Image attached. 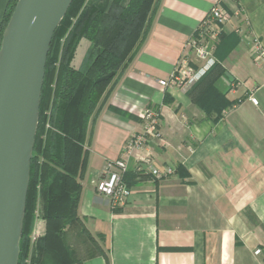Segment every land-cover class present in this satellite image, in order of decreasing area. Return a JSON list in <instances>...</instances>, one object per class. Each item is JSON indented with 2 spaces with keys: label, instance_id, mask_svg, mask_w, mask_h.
<instances>
[{
  "label": "crops",
  "instance_id": "crops-1",
  "mask_svg": "<svg viewBox=\"0 0 264 264\" xmlns=\"http://www.w3.org/2000/svg\"><path fill=\"white\" fill-rule=\"evenodd\" d=\"M215 3L240 12L223 25L216 72L196 90L160 85L183 54L203 64L185 44ZM256 41L264 49V0H158L147 35L88 123L78 219L65 228L74 264H264V57ZM88 47L79 41L74 67ZM142 108L157 113L160 138L126 155ZM119 158L137 173L129 195L113 202L97 185ZM169 165L171 175L150 174Z\"/></svg>",
  "mask_w": 264,
  "mask_h": 264
},
{
  "label": "trees",
  "instance_id": "trees-1",
  "mask_svg": "<svg viewBox=\"0 0 264 264\" xmlns=\"http://www.w3.org/2000/svg\"><path fill=\"white\" fill-rule=\"evenodd\" d=\"M16 1L7 2L0 39ZM157 3L72 0L54 31L44 69L17 264L79 262L66 243L65 228L78 219L80 180L88 157V123L111 81L147 35ZM81 39H86L89 47L82 65L74 67L72 59ZM218 67L214 62L191 89H199L201 80ZM136 173L125 171L124 182L129 185Z\"/></svg>",
  "mask_w": 264,
  "mask_h": 264
},
{
  "label": "water",
  "instance_id": "water-1",
  "mask_svg": "<svg viewBox=\"0 0 264 264\" xmlns=\"http://www.w3.org/2000/svg\"><path fill=\"white\" fill-rule=\"evenodd\" d=\"M72 0H17L0 39V264H17L44 69Z\"/></svg>",
  "mask_w": 264,
  "mask_h": 264
},
{
  "label": "built area",
  "instance_id": "built-area-1",
  "mask_svg": "<svg viewBox=\"0 0 264 264\" xmlns=\"http://www.w3.org/2000/svg\"><path fill=\"white\" fill-rule=\"evenodd\" d=\"M239 13V10L229 13L218 3L213 4L206 16L200 21L197 35L189 37L185 44L187 50L193 51L196 59L201 60L203 64L200 67H195L189 62L187 54H183L177 60L173 71L166 78L159 79L158 83L164 87L190 88L215 62L213 52L224 23L229 21L232 16H238ZM255 51L258 57H264V49L258 41L255 42ZM250 100L254 104L257 103L254 97H250ZM138 114L143 121L142 130L133 133L124 144L123 153L126 155L141 149L150 139L160 138L157 129V113L151 109L142 108ZM145 159L148 161V158ZM106 170L108 177L98 183L97 189L110 197L113 202L122 201L130 193L128 185L122 178L123 173L128 170L127 162L123 158L109 161L106 164ZM174 172L175 167L170 165L162 169L150 168V174L156 179L171 175ZM34 237L35 234L32 233V239Z\"/></svg>",
  "mask_w": 264,
  "mask_h": 264
}]
</instances>
